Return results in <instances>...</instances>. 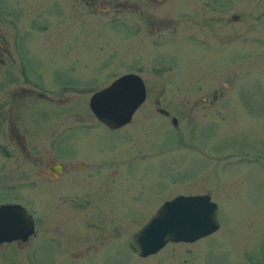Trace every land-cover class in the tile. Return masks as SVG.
<instances>
[{
  "label": "rangeland",
  "instance_id": "1",
  "mask_svg": "<svg viewBox=\"0 0 264 264\" xmlns=\"http://www.w3.org/2000/svg\"><path fill=\"white\" fill-rule=\"evenodd\" d=\"M228 1L223 13L231 11L237 17L228 29L217 25L218 30L205 35L203 26L197 24L201 40L185 39L184 33L171 35L167 44L158 47L163 51L157 53L158 59L138 45L129 31L122 29L114 37L104 24L107 14L97 16L98 22L89 17L90 44L84 62L75 64L103 66L97 82L106 85L113 76L138 71L146 93L129 123L109 132L97 128L89 115L84 117L89 127L77 128L79 137L72 138V149L79 156L82 150L100 148L98 160L114 162L121 173L119 184L110 188L111 197L118 189V214L101 217L103 234H110L109 255L102 253L94 264H264V0ZM43 7L40 44L36 41L28 56L19 49L18 55L10 51L13 63L3 66L14 74L21 62L31 69L39 66L38 75L46 84L53 78L49 71L66 66L71 56L58 53L62 44L56 47L53 43L55 38L60 43L67 25L56 15L51 19ZM5 26L0 25V30ZM154 60L161 63L153 65ZM158 68L161 72L154 75ZM6 80L8 76L0 72V81ZM93 91L92 86L53 90L57 97L67 98L54 107L55 116L49 117L48 128H41V133L55 125L59 129L69 110L79 126L81 116L77 115L89 114L86 101ZM154 99L160 102L159 108L168 111L167 116L158 115ZM26 119L35 120L32 116ZM25 187L24 205L32 213L37 197L34 187ZM176 194L207 195L215 205L217 230L192 242H167L146 258L133 253L128 244L131 234ZM96 219L90 220L95 223ZM115 226L117 230H113Z\"/></svg>",
  "mask_w": 264,
  "mask_h": 264
},
{
  "label": "flooded vegetation",
  "instance_id": "2",
  "mask_svg": "<svg viewBox=\"0 0 264 264\" xmlns=\"http://www.w3.org/2000/svg\"><path fill=\"white\" fill-rule=\"evenodd\" d=\"M226 1L230 5V1ZM226 1L206 0L194 3L172 0H2L0 2V15H2L0 25H6L3 31L0 30V72L9 78L6 82L0 81V207L15 204L25 208L32 219L33 228V232H30L24 240L16 237L13 240L0 241V264H19L22 261L32 264H94L101 258V254L107 253L106 250L111 247L107 244L110 234L102 232L104 222L101 223V217L104 218L106 215L113 217L118 214L116 208L120 204L118 189L113 190L115 195L111 197L110 188L111 185L119 184L120 169L114 162L98 160L101 154L100 148L91 152L82 150L81 156L72 149V138L79 137L77 128L81 130L89 127V124L84 123V117L89 118L91 115L97 128L107 129L106 125L99 123L88 109V98L93 92L86 101L89 114L86 112L76 114L78 117L81 116L79 126L73 123L75 114L69 110L59 129L55 125L43 130L42 133L40 131L43 127L48 128L49 117L55 116L54 107L61 106L67 98L57 97L53 90L87 89L92 86L97 91L125 73L113 76L106 85L97 82L104 73L103 66L75 64L77 60L84 62L82 57H85L90 44L89 31H87L89 17L98 22L97 16L107 14L104 24L108 30H113L114 37L120 36L123 30L125 33L129 31L138 45H144L145 49L147 47L153 52L151 56L158 59L160 55L157 53L163 52L158 47L167 44L171 35L184 33L185 39L201 40L197 24L203 26L205 35L211 34L214 29L218 30L217 25H220L221 29L222 26L227 28L232 19L237 17L231 11L223 13L222 9L225 7L226 10L228 7ZM43 4V8L48 9L47 13L51 15V19L56 15L60 23L67 25L65 27L67 33L59 39L60 43L56 38L53 43L56 47L62 44L58 53L71 56L66 66L56 71L52 69L49 71L53 74V78L50 77L46 84L38 75L39 66L38 68L32 66L31 69L29 65L21 62L22 67L19 66L15 71L16 74L6 66L13 63L11 52L13 54L15 51V55H18L19 49L24 56H28L35 44H40ZM176 9L178 11L175 12ZM169 12L175 14L176 18ZM44 19L45 16L41 21ZM211 25H215L216 28ZM56 27L52 30L57 35ZM9 35L11 39L8 38ZM158 63L161 62L154 60L153 65ZM160 72L161 69H154L153 74L157 75ZM132 73L139 76L138 71ZM6 84L8 88L5 91L3 88ZM158 104H160L158 99H154L153 105L158 115L167 116L168 111L159 108ZM26 116L34 117V122L28 121ZM171 118L173 116L170 117V121ZM25 185L34 187L33 193L37 197L35 203L37 208H34L32 213L24 205ZM89 191L94 192L91 195ZM94 217L98 219L92 223L93 220L90 219ZM88 229H92L91 233ZM115 229L117 230L116 226L113 230ZM116 237L115 235V239Z\"/></svg>",
  "mask_w": 264,
  "mask_h": 264
},
{
  "label": "water",
  "instance_id": "3",
  "mask_svg": "<svg viewBox=\"0 0 264 264\" xmlns=\"http://www.w3.org/2000/svg\"><path fill=\"white\" fill-rule=\"evenodd\" d=\"M143 82L135 73L122 74L88 98L91 113L107 129L129 123L130 116L144 100ZM167 113L165 110H163ZM175 119L171 118L172 124ZM213 201L202 194H176L166 199L129 238L130 250L140 257L156 254L167 242H192L217 230ZM7 221V222H6ZM33 232L32 219L18 205L0 207V241L24 240Z\"/></svg>",
  "mask_w": 264,
  "mask_h": 264
}]
</instances>
